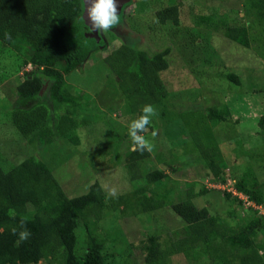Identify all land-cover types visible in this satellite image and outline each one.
Masks as SVG:
<instances>
[{"label":"trees","instance_id":"obj_1","mask_svg":"<svg viewBox=\"0 0 264 264\" xmlns=\"http://www.w3.org/2000/svg\"><path fill=\"white\" fill-rule=\"evenodd\" d=\"M254 3L259 5L258 0L251 4L248 1L250 7ZM83 9L82 0H0V42L41 70L28 71L23 80L18 81L15 101L6 109L0 108L2 138L12 129L28 148L34 150L6 169L0 166V264H38L48 258L57 264H125L126 256L117 257L120 254L117 250L106 248L108 237L104 232L107 228L103 232L100 222L123 207L125 214L134 215L165 206L181 217L182 228L165 235L153 233L148 236V244H133L132 248L140 251L136 259L132 258L134 263L175 264L169 258L182 254L195 261L209 260L211 264H264V242L257 240L259 234H264V214L232 225L219 215L211 214L206 206H197L189 190L180 200H173L171 194L178 181L163 169H146L142 163L151 156L150 150H133L130 143L127 144L125 133L119 139L127 148L126 155L137 154L139 157L126 163L125 167L129 179L138 182L132 191L113 196H107L98 179L90 183L83 194L67 190L71 184L66 179L61 183L58 177V172L63 175L60 166L66 160L54 155L49 162L36 151L53 142L60 146L61 136L68 140L67 155L74 161L83 153L77 151V146L80 144L79 132L84 126L94 128L99 122L121 123L116 119H110V122L109 117L107 120L99 118L95 112V98L76 90L65 80V75L76 70L95 45V40L82 32ZM156 17L172 21L171 6L158 9ZM200 17L199 25L204 23L202 26L206 29H216L209 16ZM238 41L248 44L244 25L239 28ZM215 48L214 45L211 47L208 59L215 57L213 53L217 56L221 53ZM104 62L119 78V88L133 112L140 115V105L159 101L155 99V91L165 84L163 81L147 82L152 77L156 80L169 67L168 60L159 51L149 55L145 50L137 51L122 44L106 54ZM209 69L210 65L203 75L206 81L212 79ZM224 76L237 85L241 82L237 74ZM230 111L228 104L222 108L208 107L198 122L232 123ZM190 120L186 123H192ZM258 122L264 127V114ZM189 130L193 135L192 143L184 152L190 149L198 152V157L219 181L218 176L220 178L227 163L220 165L224 156L217 136L210 126L200 134L196 126ZM118 147L115 158L121 160L123 153ZM256 156L255 160L264 158V154L256 153ZM173 163L168 165L176 172ZM234 176L236 191L249 201L264 205V181L258 178L254 169L250 167L241 176ZM140 178H143L142 183ZM228 179L224 178L223 182ZM69 180L78 190L77 182ZM209 191L210 188L202 185L197 196ZM223 192L230 202L245 205L244 200L233 192L227 189ZM252 207L246 210L250 211ZM23 229L30 235L20 240L19 232ZM110 236L109 240H112L113 235Z\"/></svg>","mask_w":264,"mask_h":264},{"label":"rangeland","instance_id":"obj_2","mask_svg":"<svg viewBox=\"0 0 264 264\" xmlns=\"http://www.w3.org/2000/svg\"><path fill=\"white\" fill-rule=\"evenodd\" d=\"M82 1V32L92 37L95 45L89 57L76 70L65 75V80L76 90L95 98V112L99 118L107 120L109 117V120L116 119L121 123L99 122L94 128L84 126L79 132L77 151L83 152L79 160L75 157L74 161L69 159L66 148L68 150L70 145L64 137H59L60 146H56V142L40 146L36 151L49 162L54 155L66 160L60 166L63 175L58 172L60 182L66 179L71 184L70 187L68 184L67 190L77 191L80 195L98 179L107 196L130 192L138 182L129 179L125 164L139 157L137 154L126 155L127 148L121 144L119 137L125 133L127 144L129 142L133 149L128 125L138 118L139 112L131 110L119 88L118 77L104 62L106 54L126 44L137 51L145 50L149 55L159 51L169 62V67L156 80L152 77L147 81H163L165 86L160 85V89L155 91V99L159 101L149 102L154 114L142 135L151 145V156L142 165L150 170L163 169L178 181L171 194L173 200H180L189 190L197 206H206L211 214L219 215L224 222L234 225L264 214V205L253 206L247 211L249 205L232 203L223 192L232 188V176H241L250 167L264 181V158L258 156L255 160L256 153L264 154V127L258 122L264 114V0H258L259 5L254 3L253 7L248 5V1L251 4L255 0H117L119 23L99 32H94L88 25L87 4L86 0ZM167 6L173 10V20L169 22L156 17L157 10ZM200 16H209L216 29H206L202 26L204 23L199 25ZM241 25L247 30V45L238 41ZM213 45L221 53L218 52V56L213 53L215 57L208 59ZM209 65L212 79L206 81L203 75ZM37 69L40 70L0 42V108L6 109L15 101L18 81L23 80L28 71L37 72ZM227 74H237L240 84L227 79L224 76ZM227 104L231 109L232 123L198 122L199 116L205 115L206 108H222ZM142 107L140 105L139 109ZM190 118L192 123H186ZM195 126L198 134L210 126L218 138L224 156L220 165L227 163L220 178L218 176L219 181L205 161L198 157V152L192 149L184 152L192 143L193 135L189 128ZM2 129L0 127V166L6 169L34 150L28 148L22 137L12 129L2 138ZM117 146L123 153L121 160L115 158ZM175 156L178 158L174 159ZM171 162H174L176 172L170 169ZM224 178L229 179L223 182ZM69 179L77 182L78 190ZM142 181L143 178H140ZM202 185L210 191L197 196ZM124 210L123 207L118 212H111L100 223L104 227L103 232L107 228L104 232L108 237L106 248L117 250L120 253L117 257L126 256L125 264H136L132 258L136 259L140 251L132 248L133 244H148L151 234L165 235L181 229L184 224L169 206L134 215L125 214ZM110 235H113L112 240H109ZM257 240L264 242V234H259ZM169 260L175 264H211L209 260L200 258L195 261L182 254ZM38 264L57 263L48 258Z\"/></svg>","mask_w":264,"mask_h":264},{"label":"clouds","instance_id":"obj_3","mask_svg":"<svg viewBox=\"0 0 264 264\" xmlns=\"http://www.w3.org/2000/svg\"><path fill=\"white\" fill-rule=\"evenodd\" d=\"M86 4V20L94 32L108 30L110 26L119 23L120 17L117 13L116 7L117 0H86ZM153 114V106L150 104H145L142 107L141 114L138 116V118L129 122L128 135L131 138L133 150H151L150 143L145 139L142 133L146 131V126L149 125ZM153 135H155V132H153ZM231 187L232 188H228L227 190L233 192V194H236L239 197L243 195L244 197L241 198H243L245 205H257L252 201H250V204H246L245 199L248 200V198L244 194L235 190L233 187V182H231ZM220 188H222V186H220ZM251 203L254 205H251ZM12 231L15 233L16 229L13 228ZM29 235L30 233L27 231V229H23L19 232V239L25 240Z\"/></svg>","mask_w":264,"mask_h":264},{"label":"built area","instance_id":"obj_4","mask_svg":"<svg viewBox=\"0 0 264 264\" xmlns=\"http://www.w3.org/2000/svg\"><path fill=\"white\" fill-rule=\"evenodd\" d=\"M245 201H246L247 204H250V201L249 200L245 199Z\"/></svg>","mask_w":264,"mask_h":264}]
</instances>
